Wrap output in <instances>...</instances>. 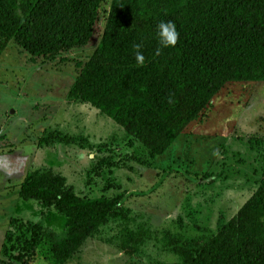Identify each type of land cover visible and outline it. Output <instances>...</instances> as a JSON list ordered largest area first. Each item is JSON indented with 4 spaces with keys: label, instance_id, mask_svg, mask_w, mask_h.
<instances>
[{
    "label": "trees",
    "instance_id": "obj_1",
    "mask_svg": "<svg viewBox=\"0 0 264 264\" xmlns=\"http://www.w3.org/2000/svg\"><path fill=\"white\" fill-rule=\"evenodd\" d=\"M102 21L98 46L68 101L98 109L151 158L163 154L227 83L264 81V0H0V54L14 41L35 57L54 59L87 45ZM169 21L179 38L162 48L158 25ZM137 45L143 66L135 59ZM62 140L74 139L51 142ZM18 195L66 219L62 235L39 222L10 219L23 233L4 237L21 259L28 254L30 260L45 242V258L63 264L91 238L135 256L153 233L135 224L120 197L80 196L50 168L29 173ZM168 236L166 250L178 258L173 264H264V170L257 189L217 232L205 240Z\"/></svg>",
    "mask_w": 264,
    "mask_h": 264
},
{
    "label": "rangeland",
    "instance_id": "obj_2",
    "mask_svg": "<svg viewBox=\"0 0 264 264\" xmlns=\"http://www.w3.org/2000/svg\"><path fill=\"white\" fill-rule=\"evenodd\" d=\"M103 28L104 21L87 45L54 59L35 57L14 41L0 54V264H57L45 258L48 243L42 242L30 260L28 254L21 259L4 237L23 233L12 218L42 223L58 235L66 230V219L53 208L18 195L24 178L38 168L62 174L80 196L120 197L135 224L153 231L135 256L91 238L63 264L176 263L166 250L169 232L205 240L236 214L263 178L264 81L227 83L154 158L95 107L69 102L68 91ZM55 136L74 140L51 142Z\"/></svg>",
    "mask_w": 264,
    "mask_h": 264
},
{
    "label": "clouds",
    "instance_id": "obj_3",
    "mask_svg": "<svg viewBox=\"0 0 264 264\" xmlns=\"http://www.w3.org/2000/svg\"><path fill=\"white\" fill-rule=\"evenodd\" d=\"M159 44L162 48H167L171 46H175L177 44L179 33L177 31L176 25L169 21V22H161L158 25L157 29ZM136 55L135 59L138 65L143 66L145 63L144 55L139 51L140 45L136 46ZM159 54V50L157 52Z\"/></svg>",
    "mask_w": 264,
    "mask_h": 264
}]
</instances>
